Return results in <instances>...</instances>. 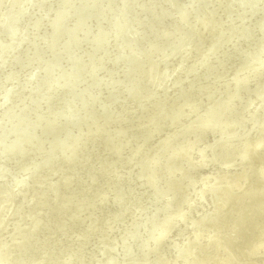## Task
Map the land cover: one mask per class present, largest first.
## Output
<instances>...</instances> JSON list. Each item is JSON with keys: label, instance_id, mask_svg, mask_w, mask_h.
<instances>
[{"label": "bare ground", "instance_id": "bare-ground-1", "mask_svg": "<svg viewBox=\"0 0 264 264\" xmlns=\"http://www.w3.org/2000/svg\"><path fill=\"white\" fill-rule=\"evenodd\" d=\"M207 1L208 0H185V3H184V7L188 8V10L191 11L190 13H186V15L188 16L190 22L193 24L192 30L198 31L199 35H197V38L202 40V42L200 44L193 45L189 50H188V46H190V43H185L184 48L182 49V52L189 55L188 59L179 58V57L177 58L178 60H174L173 58L166 59V56H165V62L164 63L162 61H161L162 63H157V61L156 62L151 61L150 55H151V53L153 54V50L156 49L157 46L162 47V46L166 45V43H164V42L169 40L171 38V36L169 37L168 36L169 34H167L166 31L163 32L164 30L160 29L159 24L156 23L157 17H159L161 15L164 16L165 14H167V11L160 10L157 13V16L153 15L152 17H149L148 13H150V14H152V13H151L150 5L148 4V0H110V2L112 4L117 5V7H118V11H117L115 18L120 20V21L118 22L117 26L114 28L119 29L118 32L120 31L122 33V35H121L122 39H120L119 41H116L115 39H113L114 35H117L116 33H114V35L101 34L100 33V32H102V31H100L101 25L99 28H94V27H93V29L90 28L89 25L91 23V19H83V20L68 19L67 25H66L67 29H65L63 31V34H64L63 37L57 42L56 45H54L52 47L51 50L48 51V49H47V52H45L44 54H41L40 61L37 65V67L33 70V74H32V77H35L37 79H38L39 74H41V73L47 74L48 68H45V70H43L41 72V66H42L43 62L45 61V59L47 57H54L56 55H60L59 64H60L62 59H63L62 62H64V60H66L68 63H70V66H69L70 68L73 64V60H71L73 58L72 55L74 53V55L76 56V53H78V52L84 53L85 56H83V54H79V55H77V59H81V60L85 59V61H89V59H90L89 57L97 55L99 57V60L102 63L105 62L107 64L106 67L107 66L110 67L111 72L114 71V68H119V70H120V67H121L119 74H117L116 70L114 71L117 74V76H119V77H117V78H115L116 76H112V77H114L116 83H118V84L122 83L123 84V88L125 90L124 92H122L123 98H121V99L123 100V102H119V100H120L119 99L118 105L116 104L117 105L116 107L112 106V105H114L113 102L116 101V99L114 97L115 101L112 98L113 102L108 103V104L110 106L116 108V110H114V108H113L114 113L119 115L120 119L119 120L116 119L118 116L115 119L119 123L122 122V124H119V125H121V126L125 125L127 127V132L124 134V138H123L124 140L128 139L132 135H133V137H135L134 135H136L138 133L136 138L135 139L133 138L134 141L136 140V144H134L135 146L133 145L134 147H132L133 151H134L135 147L137 149L135 150V152L131 151V153H133V155H131V158H128L124 162L123 167H126L125 170L127 172L121 175L124 177L123 178V179H125L124 181L130 182V184H128L126 182L125 186H127V188H125V187L124 188L128 189V192L130 194V196L127 194V198L129 196L130 197L129 199H131L133 201H129V199L128 200L126 199L124 201V204H122V206L120 205L121 206L120 208H118L119 207L118 206L117 209L115 211L113 210L114 212H112L111 215L108 214V216L109 215L110 216L106 218L105 217L106 215L104 213H102L103 208H100V206L101 207L104 206L102 204L104 202V200L100 199L97 201V203H96L97 205H95V207H97V208L94 207V205H93L94 202L92 203L91 207H93V208H91V209H95L96 211H91V212H95V213L94 214L92 213V216H88L89 219H91L92 217L94 218L97 216L98 213H100V210L102 209L101 213H102V215L103 214L105 215V216L103 215L104 218L102 217V219H101L102 223H103V220H105L106 222H109V221L113 222V223H111V222L106 223L109 225L107 227V229L101 228L102 229V235H103L102 237H104V239L107 238V240L109 242L108 241H106L107 243L102 242V245H99L100 247L102 246L101 250L97 249L98 251L96 250L95 253L90 252L91 251L90 250L89 251L90 252L89 260L86 259V256H84L85 251H83L84 246H82V245H81L82 247H80V249H79V246L77 247V249H74V247H73V249L70 248L66 252H62L64 250L61 251L60 247H59L61 254L63 256H65V258L63 257L64 260L67 259V261H64V260L62 261L58 257L59 255L57 252L59 250H56L58 248L55 249V247L53 246V242L56 241V239L54 241H52V243L50 241H47L48 244L49 243H50V245L52 244V247L56 250L55 254H57V255L53 254L52 249H47L48 247L47 248L44 247V248H46L47 251L52 250V252L50 253V252H47L46 250L45 251L47 253H50V254H48L50 258H51V254H52V256L55 255L54 257H52L53 259L58 260V258H59L58 261H60V264H67L69 262L68 260H71L70 257H73V256H74L73 259H76L79 261L78 258H80L82 260L81 255H83V257H84L83 259H85L84 260V263L86 262L85 264H94L95 261H96V264H155L158 259H159L160 264H228L230 261L227 260V256L238 254L239 258L243 257L242 254L245 255V253H244L245 250L249 248L250 243H252L254 240H260L262 242H259L257 246L252 245L251 249L257 248L256 250H258V249H261L264 247V228H260L264 223L258 222V220L256 219L257 218L256 215L252 214L250 211L251 207L247 208L246 203L240 202L238 204V206L236 208H239V211L238 210L237 211L240 213V216L238 217L237 220H235L236 223H230L233 226L235 225L233 227V229L235 231L237 230V232L239 233L240 241H241V244L243 245V247L240 250L237 249V246L234 242L233 236H231L229 238L220 236L223 239V240H220V239H217V236L215 234L212 235L213 229L205 230V229H203L204 226H201L203 221H205L206 219L211 218L213 216L212 215V216L208 217L209 214H212L213 212L215 213L217 209H220V206L224 205L221 208V213H219V216H223V218H227L228 216H230V212L233 210L232 208L234 207L233 200H236V198L244 197L243 195L247 194L250 191L258 194L260 191H263V188H262V190L258 188L260 182L257 183L256 185L252 184V182L254 180H258V179L261 182H264V158L259 157L258 160L260 162H259L258 169L252 170L251 169V167L253 166L252 156L246 150V148L247 149L264 148V78H261V76H259V74H258L261 70L260 68L264 67V55L259 56L260 62H258L259 57L258 58L256 57L257 54L264 53V42L260 46H257L255 49L249 48L246 46V44L250 46L251 44L256 42L257 39H259V37H258L259 35H258L257 38H255V39L249 38L251 40L249 43H246V42L245 43H239L238 45L233 46V43L236 40L233 41V39H231L232 34H234V33L241 34L242 32L234 29V23L236 21L230 22V19L233 16V13H231V12H226L223 14L224 15V17L222 18L223 23H218L215 21L211 22L212 27H213V30H212L211 36H210L211 40H209V39L207 40V38L205 39L206 25H204V24H206V18H205L206 15H205V13H203V9H204L203 2L206 5ZM262 1L264 2V0H262ZM122 7H124V8H122ZM143 7L148 12L146 10H143ZM136 12H139V13H138V16L134 19L133 16L135 15ZM143 16H144V20H143ZM55 17H52V18H55ZM44 18H45L44 16H42V17L39 16V20H38L39 26L42 25L41 21ZM99 18H100V23L102 24V26H105L106 24H111V22H112V20L108 19L104 15H99ZM250 18H251V21H249V25H252L253 24V21H252L253 18L252 17H250ZM200 21H202L204 24H202ZM1 22L2 21H0V26L3 24V22L2 23ZM88 27H89V31L91 32L89 35H88V31H87ZM212 27L210 29H212ZM172 28H173V25H171L170 29H172ZM127 29H131L134 32L138 33L137 38L132 43L129 42L131 40H129V39L127 40V38L123 39V37L125 36L124 30H127ZM260 30H261V26L259 28V32H260ZM262 33H264V29L262 30ZM87 37H89V38H87ZM106 38L108 39V44H109V45H107V48L104 49L100 54H93V53H95V49L97 48V47H94V45L97 44V46H99V43L106 41ZM122 46H125V48L123 50L120 49ZM128 51H130L131 53H126ZM141 52H143V61L142 62H140L137 59L138 57L136 55V53H141ZM62 56H63V58H62ZM116 56H117V59H116ZM129 60H131V61L126 64V62ZM44 64H45V62H44ZM6 67L9 68L10 65H6ZM57 67L55 69L50 68V71H49L50 74L54 73L57 70ZM94 69H95V67H90V71H92ZM245 69H248L247 72L244 71ZM186 70H189L188 77L183 76L185 74ZM159 71H161V73L158 75V78H160V81H161L160 83L157 81V74ZM89 72H88V74H89ZM111 72H110V75H111ZM242 72H245V74L243 76L240 75ZM211 73H213L214 75H211ZM167 74L170 77L169 79H166V78H165V80H164V78L161 79V77L163 75H166V77H167ZM68 76H69V79L73 80L74 82H77L79 79V76L77 73H72L70 75L69 74L66 75L59 83L62 85L67 84L66 86H68ZM256 81H259L258 84H263V85L259 86L257 88H254L249 93L247 91V94H245V90H246L245 88L250 87L247 85L251 82H254L253 84H255ZM108 82H106V83H108ZM116 83L112 84V85L114 86V85H116ZM76 85H79V84H76ZM113 86H111V87H113ZM52 87H55L54 90L55 89L60 90V89L56 88V86H54V85L45 86L42 89V93H43V91L45 93L43 94V97L40 98V100H44L45 98L49 97L50 94L55 92L52 90L53 89ZM106 88H105V90H106ZM116 88L114 87L113 89H116ZM108 89H111V88H108ZM144 89H146V91H144ZM242 89H245V90H243L245 95L243 94V92H242V94L240 93V91H242ZM62 91H63V87H62ZM112 91L113 90H111V92ZM117 91H119V90H117ZM139 91H142V93L140 95H137V93ZM195 91H197V92H195ZM50 92H52V93H50ZM115 92L116 91H114V93ZM10 93H12V91L11 92L7 91L6 93H4L5 100H6V98H8L10 96ZM38 93L40 94L41 92H38ZM119 93H120V91H119ZM110 94L111 93L109 92V95ZM41 95L42 94H40V96ZM105 95H107V94H105ZM58 96L60 97V95H58ZM122 96L120 95L117 97L120 98ZM201 96H202V100L200 101L199 98ZM17 99H19V97H16L14 100H17ZM182 99L186 100L189 103H193V104L199 103V107L194 110L195 114L191 113L194 115L193 118H199L200 117L199 123L198 122L195 123L194 121L187 119L188 118L187 117L186 120L181 122L180 125L179 124H171V125L167 124L166 127L159 128V129H162L163 131L161 132V134H159V136H158V134L156 135V133H155L154 135L156 137L154 136V138L149 137V135L152 133H149V135H147L148 133L146 135L144 134V132L146 133V131H148V129H150L153 124H155L156 120H164V119L170 120V117L166 116L167 114H170V116H171V114H173V116H175V115L177 116V115L181 114V116H183L182 113L186 112V108L188 107L187 105H189L187 103H186V105H179L177 107L170 105L168 108L171 109L172 111L167 112V106L171 102L178 103V102H181ZM56 100H57V98H56ZM56 100L51 104V106L48 105L46 107L47 109H46V112L44 114H46L48 116L50 113L53 114L57 110L58 106L53 107V105L58 104L56 102ZM51 102H52V99H51ZM241 102H243V106H244V103L247 106L245 108L242 106L241 109H243V110L238 109L240 112L238 114H236L235 116H229L227 114L228 110H230V109L233 110L232 109L233 106L238 104V103H241ZM181 103H183V102H181ZM38 104L42 105V103H36L35 106H37ZM108 104L105 105V107L108 111H110L111 109L110 110L108 109L109 108ZM1 107H2V103H0V108ZM49 107H50V109H49ZM60 108H62V107H60ZM142 109H143V111H142ZM149 109H152L153 111L155 110V112L153 113V115L155 117L152 118L150 115L148 118L143 120V118L147 115L146 111H144V110H149ZM1 110H0V115H1L0 119H1V122L3 123V127H4L3 132L4 133L2 135V140L0 141V163H5L6 161H10L13 165H16L17 162L15 161V157L21 156L23 154V151H25L29 145L34 146V144H35V146H37L39 148L40 147L45 148V147L49 146V150H51V152H49L48 155H50L51 158L53 157V155H56L57 160H58L57 163L53 162V161H51V162H53L54 165L57 164V166H55L56 169L57 168L60 169V167H58V165H59V163L61 164V162L64 161L63 160L64 157L62 155V152H63L62 146L64 145L66 148H68L69 151H71V146H70V143L67 144L65 142L66 141L65 138L62 139L63 136L56 137L54 131H52V124L56 123L55 118L50 114L52 120L48 119V120H45L43 122L42 118L40 117L41 115H39L38 113L35 115L34 118L32 117L31 120H28L29 115H27V113H21V115L19 117L14 118L13 115L10 113H8V115H3ZM12 110H14V109H12ZM139 113L140 114L143 113L144 116L141 117L139 120L137 119L138 121L135 119L134 122L133 121L131 122V118H132V120H133V117L137 118V116H139ZM110 115H109V117H110ZM98 117H100V115ZM92 118H91V121L95 122L96 120H94V118L93 119ZM104 118H106V117H104ZM112 118L113 117L111 116V119ZM68 119H70V118L65 117L63 120L66 123ZM100 119H101V117H100ZM100 119H99L98 124H99V126L101 125L103 127V129L101 127H99L102 130L101 129H100L101 131L98 130L99 132L95 133V135L93 137H91L92 143H94V145H95V143L98 144V142H95V141L99 140L100 137L103 136L102 137L103 139H100V140L101 141L104 140V134H106L108 132L107 123L104 125L102 123L100 124ZM15 120H17V121H15ZM21 120H24V121L20 122ZM83 120L85 121V119H83ZM105 120L107 121V119H105ZM207 122H209L210 124H208ZM85 123H86V121H85ZM103 123H105V121ZM14 124H17V126H14ZM83 124L84 123H82V126H83ZM88 124L90 125V123H88ZM94 124L95 123H93V125ZM127 124H129V125H127ZM208 125H211V126L208 127ZM230 125L239 126L241 130L242 129L245 130L246 128H249V127H251V128L255 127L253 129V131L251 132L254 134H252L251 136H249L247 134L244 137L246 142H243L242 140L239 141L240 143L242 142L244 149H241V147L237 148L236 150L234 148L233 149L231 148L232 146H236V143H238V141H236L235 143L228 142L227 139H224L222 141L223 138L231 137V135H229V134H227L225 136H221L222 133H220L222 131H226ZM0 126H2V124ZM36 126H41L37 130L35 129L37 137H35L31 133V131L33 130V127L35 128ZM97 126H98L97 124L94 125V127H97ZM89 127L86 130H92V128H94L93 126L91 128H89ZM80 128H81V126H80ZM83 128H84V126H83ZM257 130H258V132H257ZM94 132H95V130H94ZM131 132H132V134L128 135ZM206 132H207V136H209V134H210L211 138L206 140V141L203 140L201 143L202 145L199 146V148L195 147V150L193 152H190L188 150L186 152V149L182 148V147L178 148L179 145L188 146V145L192 144L193 141L198 143L197 141L201 140L204 133H206ZM20 134H22V136L24 134H27L29 137L28 138L29 140H27V142L23 143V140H22L23 138L22 139L19 138ZM90 135H82L81 136L83 148H84V144L87 143L85 141L87 140V138ZM59 136H60V134H59ZM97 136H99V138ZM204 136L206 137V135H204ZM25 137H26V135H25ZM44 137H45V141L43 143L42 139H44ZM72 137H74V136L72 135ZM205 137H204V139H206ZM142 138H143V140H142ZM157 138H160V141L158 143H154L153 140H156ZM130 139H132V138H130ZM20 140L22 142H20ZM100 140H99V143L101 144ZM141 140L143 141L142 144L140 143V142H142ZM56 141L60 142L59 146L55 145ZM67 141L69 142V140H67ZM41 142L43 144H41ZM90 142H91V140H90ZM102 143H103V141H102ZM100 144H99V146H100ZM104 144H105V142H104ZM218 144H221V146L219 147L220 150L217 151L216 146ZM90 145H91V143H90ZM94 145H92V146H94ZM92 146H89L90 150H91V148H93ZM99 146H95L93 149H95L96 147L100 148ZM86 148L87 147L85 145V149ZM89 149H88V151H89ZM205 149L208 150V152H206V154H207V158L209 160L206 159L203 161L200 159L202 158L203 150H205ZM84 150L82 149V151H84ZM233 150L235 151V153H230V152H233ZM86 151H85V153H86ZM92 151H94V150H91V152ZM98 151H99V149H98ZM220 151L223 152V154L221 153V156L218 155V152H220ZM216 152H217V154H216ZM81 153H83V152H81ZM95 153H97V151H95ZM82 155L84 156V159H82L83 157H81V160H86L85 154H82ZM82 155H80V156H82ZM87 155H86V158H87ZM93 155H95V154H93ZM96 155L97 156H96V159H94L95 160L94 165H92V161H91V164H89V165L86 162V164H87L86 166H90V165H92V166L88 167L84 171H81V170L79 172L76 171V173L78 174L79 181L81 182L80 178L83 179V182H81V183H83V185H84L82 187H80L79 185L78 186L80 187L81 191H84V193L86 192L87 195H89V193L87 191L92 189V187H94L95 184H97V182L99 183V181H101L102 179H104L106 181V178H107L106 176H104L106 178L101 176V177H96L95 180H92L91 176L93 174L90 171L88 172V169H91V171H92L94 168H99L97 175L99 173L101 174V172L103 170L106 171V169L104 167L105 159L104 160L98 159L97 157L99 156V154H96ZM100 155L102 156V154H100ZM175 156H178V157L180 156L179 160L180 161L183 160L185 162L184 164L187 165L186 167H184V166H182L183 164L182 165L180 164L184 169H181L182 168L181 167L180 168L181 171H179V172L180 173H182V172L187 173V176L185 175L186 178L184 181L179 180V179H182L183 177L182 178L177 177V175L180 174L179 172H178L179 174L176 172L177 170H174L175 173H177V175L176 176L172 175L171 161L175 160V159H173V158H175ZM36 158H41V156L36 157ZM88 158H89V155H88ZM105 158H107V157H105ZM220 158H225L226 160H224V159L222 160ZM54 159H55V156H54ZM54 159H52V160H54ZM91 159H93V158H91ZM176 160L179 161L178 159H176ZM199 160L203 161V163L205 165L204 164L200 165L199 169L197 171H195L194 169H192L191 164H193L194 162L195 163L199 162ZM242 160L244 161L243 164H241ZM81 162H83V161H81ZM53 163L51 164L52 166H53ZM88 163H89V161H88ZM181 163H183V162H181ZM81 164H83V163H81ZM231 164H233V165H231ZM244 164H247L249 166V168L242 167ZM177 165H178V163H177ZM180 165H178V166H180ZM231 166H234L236 168L231 167ZM8 167L11 169V166H8ZM76 167H77V165H76ZM175 167H173V168H175ZM80 168H82V167H80ZM100 168H101V170H100ZM203 168H205L207 170L204 169L205 171H203L202 170ZM76 169H78V167ZM161 169L163 170V174L165 175L162 178H160V175L158 174V172ZM230 169L232 171L235 170L232 173L236 174L235 176H237L239 178V180H238L239 182H236L235 186H233L234 189L228 192V195L226 196L227 198L225 201L222 199V198H224L223 196L221 197L217 193L216 190L214 191V185L215 184H217V186H220L221 184H227L228 185V183L231 182L232 180H233L232 182H234V178H231L227 182V180H228L227 176L229 175V173L231 174ZM8 170L9 169L7 168V166L6 167L5 166L0 167V185L1 186H4L5 184H7V181L4 182V178L8 172H11L10 170L9 171ZM51 170H52V172L55 170L54 166H53V169L51 168ZM58 172H56L57 176L54 174V172L52 173L55 176H54L52 182H50V183L48 182L49 185L46 184L49 179L47 181H46V179H44L45 180L44 181L45 186H48L47 189L49 191L48 195L50 196V199H52L51 197H53V195H52L53 193L50 191L55 190V189H60L62 191V189H64L63 185H62V180H61L62 177L60 178V175H62V173L59 172L61 174H57ZM204 172H206V173H204ZM16 173H18V172H16ZM14 174H15V172H14ZM104 175H107V174L105 173ZM149 175H151L154 180H156L157 177H159V179L161 181L160 192L159 193L154 192L152 194L153 196L158 195L157 200L159 199V201L156 204L157 206L154 207L153 209L148 210V213L146 215L148 217V222H149L148 223V232L151 230L150 233L148 234L149 236L143 240V233H142L141 236L136 239L135 238V231H133V230H136V231L141 230L138 223H140V221L143 222V215L145 213L142 210L147 208L149 205V202H147L146 205L141 203V200H147L148 201L149 189H148V181L146 180V178H148ZM46 176H49V175H46ZM121 176H119V177H121ZM15 178H17V177H15ZM110 178H112V177L110 176L109 179ZM75 179H76V177H75ZM213 180H214V185H213ZM75 181H78V180L76 179ZM115 181L118 182L117 179ZM124 181H122V182H124ZM199 181L201 184L199 183ZM108 182L111 183L110 180ZM119 182H120V180H119ZM197 183H199V185ZM108 184L109 183H107V185ZM122 185L124 186V184H122ZM197 185H198V187H196ZM72 186L75 188L74 184ZM254 186H255V188H254ZM18 187L19 186H14V187H12V189L10 191V192H12L11 196L13 197V202L9 205V207L7 209L0 211V238H1L0 240L4 239L3 238L4 235H9L8 233L19 232L23 229L31 230L29 228L31 226L33 227V224L36 220V217H33V219H32L29 215L27 218H24L21 215V206L26 205L29 202V200L23 198L22 194L25 193L24 189L18 188ZM77 189L79 190V188H77ZM109 189H111V187ZM167 189H170V191H165ZM60 190H59V192H60ZM221 190H222V188H220V191ZM137 191L140 192L141 194H138L135 196V193ZM57 193H58V191H57ZM65 193H66V191H65ZM73 193H75V192H73ZM81 193H83V192H81ZM19 194H20V197L17 198V196ZM58 194H60V193H58ZM251 194H249V195H251ZM54 195H55V193H54ZM56 195L54 197H56ZM68 195H65V196H68ZM82 195H84V194H82ZM169 195H172V196L167 198L170 200L163 202L162 201V200H164L163 198L166 196H169ZM232 195H236V196H232ZM146 196H147V199H146ZM62 197H63V195H62ZM214 197H216L217 200H214ZM60 198L61 197H59V199ZM229 198H230V200H229ZM73 199H74V197H73ZM73 199H71V200H73ZM17 200H21V202L18 203ZM61 200L62 199H60V201ZM134 200H135V202H134ZM8 201H10V200H8ZM60 201H58L60 203V204H58V206L62 205L61 204L62 201L61 202ZM68 201L71 202L70 199H68ZM160 201H161V203H160ZM219 201H221L223 204L220 205ZM76 202H78V201H76ZM79 202H82L83 204L81 203L82 205L76 206V207L75 206L73 207L72 205L67 204L68 207H69V205L73 207L72 210H70V211H68V210L71 207L68 209L67 206L66 207L64 205L59 206V207H61V208H59L61 210H59V209H57V210H59V212L61 211L60 212L61 214H59V212H58V214H59L58 216H60V217L58 220H57V218L54 219V220H56L55 223H61V220L63 219L62 215H65V214L69 215V217H70L69 222H72L74 224L80 223L81 221H86L88 219L87 216H82V214H81L82 212H80V211H82L81 209H83V208L86 211V209H89V207L86 208L87 204L84 202V200L80 199ZM128 202L132 203L131 204V205H133L131 207L132 209H130V207L127 206L129 204ZM66 203H68V202H66ZM74 203H75V201H74ZM261 203H264V202H261ZM52 204L50 205L51 207H52ZM104 204H105V202H104ZM141 204L143 205V207L142 208L140 207V210H139V208H136V207L133 208L134 206H139V205L141 206ZM74 205H76V203ZM58 206L56 204V207H58ZM105 206H106V204H105ZM127 207H129V208H127ZM48 208H50V207H48ZM190 208H191V210L188 212V214L190 216H187L185 211L189 210ZM263 208H264V205L262 208L259 206L256 209L262 211ZM47 209H46V212H44L46 214H48ZM52 209H54V207ZM52 209L50 210L51 212L56 211V210L52 211ZM146 210L147 209H145V211ZM43 211H45V210H43ZM97 211H99V212H97ZM105 211L107 213V211H109V210H105ZM164 211L169 212L168 217L163 216ZM176 211L179 213H177ZM51 212H49V213H51ZM56 212L54 214H57ZM84 213H86V212H84ZM101 213H100V216H102ZM154 213L157 214V218L160 222L158 220H157L158 223H155V222L152 223L151 222V218L153 217ZM87 215H89V214H87ZM177 215H179V216H177ZM132 216H135V218L132 219ZM43 217H45V216L42 215L41 218H43ZM49 217L50 216H48V218ZM181 217H182V221H181L182 223H180ZM187 217H189L188 221L191 223H184V220ZM89 219L87 220L85 225L82 224L84 226V228L82 227V229H85L84 231L86 232V234L88 232L90 233L94 229V228L88 227V222L90 221ZM115 219H118L119 223H118V221H117V223H114ZM99 220H100V218H99ZM99 220H97L98 223H99ZM262 221H264V219H262ZM53 223H54V221H53ZM72 223L70 225L71 228H72ZM241 223H243L244 226L240 228ZM96 224H97V222H96ZM212 224H213V227L217 226V224H215V223H212ZM51 225H49V228L51 227ZM77 225L79 226V224H77ZM142 225H143V223H142ZM221 225H223V223H221ZM46 226H47V223H45V227ZM55 227L56 226H54V230H55ZM76 227L77 226H75V228ZM96 227H98V226H96ZM60 228H62V227H60ZM79 228H81V226ZM188 228H189V230L185 231V229H188ZM44 229H47V227ZM73 229H74V227H73ZM76 229H78V227ZM248 229H250V230H248ZM52 230H53V228H52ZM52 230L50 229V232ZM41 231H43V230H41ZM47 231H49V229ZM67 231H65V232H67ZM76 231H74V232H76ZM93 231H95V229ZM61 232L62 231L60 230L59 235L62 236L63 234H61ZM178 232H180V233L186 232L187 234L183 233V235L179 236ZM189 232H192L193 234L190 236ZM42 233L45 235L44 231ZM53 233L54 232L52 231L51 235ZM56 233H57V230H56ZM79 233H80V235L77 234L75 236V237H77V240L80 238H83V237H80V236H83L82 230L81 231L79 230ZM94 234H96V232ZM41 235L37 234L34 237H29L24 241H19L20 238L15 239L16 242L19 241V243L20 244L22 243L24 246V248H22L23 251L21 252V254H23L24 251L27 252V253L25 252L24 257H22L23 259H25V256H27L26 262H24L20 259H16L15 257H14L15 259H9V255H7V251H8L7 247L3 246L0 250V264H13V263H16L17 260H20L24 263H30V264L33 263L34 261L30 260V258L33 255L35 257V253L37 252V250L34 247L37 244V242L39 243V240L43 241V239H44V242L47 243L46 240L47 239L49 240V238L51 237V235H48V237L46 235L45 238H44V236H42L43 238L42 237L40 238ZM67 235H66V237L70 236V235H68V236ZM57 236L58 235H56V237ZM169 236H170V241H167ZM64 237H61V238H64ZM70 237H72V236H70ZM75 237H72V238L74 239ZM84 237H87V236L85 235ZM91 237H89L90 239L87 237L89 239V241H87V242H90V240L94 241V239H91ZM57 238L60 239L59 237H57ZM99 238H100V236H99ZM58 239L56 242H58ZM68 239H66V240H68ZM83 239H85V238H83ZM210 240L212 242H214L218 248L221 247L223 249L222 254L220 256H217V258H215V259L212 258L211 256H208L210 248H212V246H213L209 243ZM73 241H72V244H73ZM79 241H78V243L82 244V242H81L82 240H79ZM236 241L238 244L239 243V237H238V240H236ZM62 242H64V241H62ZM62 242H59V243L61 244ZM69 242H70V240H69ZM69 242H67L68 246H66V249H67V247H69ZM84 242H86V241H84ZM94 242H96V241H94ZM45 243L43 246L46 245ZM78 243H74V245L78 244ZM90 243H89V245H91ZM55 244H57V243H55ZM64 244H65V242H64ZM83 244L85 245V243H83ZM153 244H156V246H155V249L157 247L156 250H150L152 248ZM38 245H40V244H38ZM78 245H80V244H78ZM89 245H87V247ZM97 245H96V247H97ZM108 246H110V247H108ZM174 246H178L179 250H176V251L173 250L172 247H174ZM40 247L41 246H39L37 248H40ZM42 247H41V251H40V249H38L37 254L40 252L43 254H41L40 256L38 255L39 258L37 259V257H36V259L33 258V260L35 259V262H37L38 264H47V263L49 264L50 261L48 262L46 260L48 257H47V254L45 256L44 250L42 251V249H44V248H42ZM56 247H58V246H56ZM162 247L168 248L169 251L167 249L165 250V248L163 249ZM16 248H17V246H16ZM33 248L36 250V252L33 255H31V252H33L32 251ZM75 248H76V246H75ZM85 249H87V248H85ZM110 249H112V250L118 249L114 253L115 257L117 256L118 259L120 257V260H125V262H122L120 260L118 261L116 259L117 262L112 263V261H114L113 257H111L110 260L106 261L105 260L106 255L103 258H101L100 260H99V258L98 259L95 258L96 255L108 253V251ZM17 250H18V248H17ZM92 250H94V249H92ZM153 251L156 252L155 256H153L151 254ZM18 253H19L18 255L21 256L19 251H18ZM117 253H118V255H117ZM16 254H14V255H16ZM61 254H60V256H61ZM10 256H12V254ZM44 256L47 258L44 259ZM257 256L258 257L256 259L259 260L260 263H255V264H264V259H262V260L260 259L262 254L260 252H258ZM143 257H146V261L144 263H143V261L139 262L137 260L138 258L143 259ZM50 258H48V260ZM43 260L44 261L46 260L47 263L44 262ZM58 261L56 263H58ZM52 262H54V261H52ZM75 262H74V264H76ZM56 263L54 262V264H56ZM69 263H72V260ZM78 263H80V262H78Z\"/></svg>", "mask_w": 264, "mask_h": 264}, {"label": "rangeland", "instance_id": "rangeland-1", "mask_svg": "<svg viewBox=\"0 0 264 264\" xmlns=\"http://www.w3.org/2000/svg\"><path fill=\"white\" fill-rule=\"evenodd\" d=\"M184 3H185V0H148V4L150 5L151 13H152V14L148 13L149 17H152L153 15L157 16V13L160 10L167 11V14H165L164 16L161 15V16L157 17L156 23L159 24L160 29L164 30L163 32L166 31V33L169 34L168 36L169 37L171 36V38L169 40L164 42V43H166V45H164L162 47L157 46V48L153 50V54L151 53V55H150V59L152 62L157 61V63H162V62L164 63L165 62V56H166V59L173 58L174 60H178L177 59L178 57L188 59L189 55L182 52V49L184 48L185 43H190V46H188V50H189L193 45H198L202 42V40L197 38V35H199L198 31L192 30L193 24L190 22L188 16L186 15V13H190L191 11L188 10V8L184 7ZM203 6H204L203 13H205V15H206V17H205L206 18V24H204L202 21H200V22L202 24L206 25L205 39L207 38V40L208 39L211 40L210 36H211V32L213 30L211 22L215 21L218 23H223V20H222V18L224 17L223 14L226 12H231V13H233V16L231 17L230 22L236 21L234 23V29L242 32L241 34H236V33L232 34L231 39H233V41L236 40L233 43V46L238 45L239 43H245V42L249 43L251 41L250 39H255V38H257L258 35H259L258 36L259 39H257L256 42H254L250 46L246 44V46L249 48L255 49L257 46H260L264 42V33H262V30L264 29V25H263L264 24V2L262 0H208L206 5L203 2ZM122 8H124V7H122ZM143 10H146V9L143 7ZM117 11H118L117 5L112 4L110 2V0H0V21L3 22V24L0 26V103H2V107L0 108V110L2 109L1 111H2L3 115H8V113H10L13 115L14 118L19 117L21 115V113H27V115H29L28 120H31L32 117L34 118L35 115L38 113L39 115H41L40 117L42 118L43 122L45 120H48V119L52 120V118H51V115H52L55 118V122H56L55 124H52V131H54L56 137L63 136L62 139L65 138L66 141L65 140L64 141L67 144L70 143V146H71V151H69L68 148H66L64 145L62 146V151H63L62 155L64 157V159H63L64 161L61 162V164L59 163L58 167H60V169L59 168L56 169L55 166H57V164L54 165V163H53V162H56V163L58 162L57 156L53 155V157L51 158L50 155H48L49 152H51V150H49V146H47L45 148H42V147L39 148V147L35 146V144H34V146L29 145L26 148V150L23 151V154L21 156L15 157V161L17 162L16 165H13L10 161H6L5 163H0V167H3V166L6 167L7 166V168L11 171V172H8L4 178V182L7 181V184H5L4 186L0 185V211L7 209L9 207V205L13 202V197L11 196L12 192H10L12 187L19 186L18 188H23L25 191V193L22 194L23 198L29 200V202L26 205L21 206V215L24 218H27L29 215L32 219H33V217H36V220L33 224V227L31 226L29 228L31 230L23 229L19 232L8 233L9 235H4L5 236V237L3 236L4 239L0 240V250L3 246H6L7 250H8L7 255H9V259H15L16 258V259H20V260L26 262L27 256H25V259L22 258V257H24V254L26 251H24V253L21 254V252L23 251L22 248H24V246L22 243L20 244L19 241H24L27 238L34 237L37 234H40V235L42 234L40 236V238L42 236H44V238H45L46 235H47V237H48V235H51V233L53 231L54 232L52 234L53 236L51 235L49 240L47 239L46 242L50 241L52 243V241H54L55 239L57 241V239H58L57 237H59L60 239H58V242H56V241L53 242V246L55 247V249L58 248L56 250H59V247H60L61 251L64 250L62 252H66L70 248L73 249V247H74V249H77V247L79 246V249H80V247L84 246L83 251L86 252V253L84 252V256H86V259L89 260L90 252L95 253L97 249L101 250L102 246L100 247L99 245H102V242L108 241L107 238L104 239V237H102L103 235H102V229L101 228L107 229V227L109 225L106 223H110L111 221L106 222L105 220H103V223H102V220H101L102 217L104 218L105 215H106L105 216L106 218L109 217L111 215V213L117 209L118 206H119L118 208H120L122 206V204H124V201L126 199L128 200L130 198L129 197L130 194L128 192V189H125V188H127V186H125V183L127 182L128 184H130V182L124 181L125 179H123L124 177L121 175L127 172L125 170L126 167H123L124 162L128 158H131V155H133V153H131V151L135 152V150L137 149L135 147L134 151H133L132 147H134L135 146L134 144H136V140L134 141V139L136 138L138 133L137 134L135 133L136 134V135H134L135 137H133V135H132L128 139L124 140L123 138H124V134L127 132V127L125 125H123V126L119 125V124H122V122L119 123L118 121H116V119L119 120L120 118H119V115L114 113V110H116V108L112 107V106L116 107L118 105L119 99H120L119 102H123V100L121 99V98H123L122 92L125 91L123 88V84L122 83H119V84L116 83L114 77H112V76H116L115 78L119 77V76H117V74H119L121 67H120V70H119V68H114V71L116 70V72H117V74H116L114 71L111 72L110 67L109 66L106 67L107 64L105 62L102 63L99 60V57L97 55L89 57L90 58L89 61H85V59L84 60L77 59V55H79V54H83V56H85L84 53L78 52V53H76V56L74 55V53L72 55L73 58L71 60H73V64H72L71 68L69 67L70 63H68L66 60H64V62H62L63 61V59H62L60 64H59L60 55H56L54 57H47L44 61L45 64L43 62L42 66H41V72L43 70H45V68H48L47 74H43V73L39 74L38 79L35 77H32L33 70L37 67V65L40 61L41 54H44L45 52H47V49H48V51L51 50L52 47L54 45H56L57 42L63 37V35H64L63 31L65 29H67L66 25H67L68 19H80V20L91 19V23L89 25L90 28H92V29H93V27L99 28L101 25L102 28L100 27V31H102V32L99 31L101 34L114 35V33H116L117 35H114L113 39H115L116 41H119L120 39H122V37H121L122 33L120 31L118 32L119 29L114 28L117 26L118 22L120 21V20L115 18ZM138 13L139 12L135 13V15L133 16L134 19L138 16ZM99 15H104L108 19L112 20L111 24H106L105 26H102V24L100 23ZM39 16L45 17L41 21L42 22L41 26L38 25L39 24L38 23ZM52 17H55V18H52ZM250 17L253 18L252 19V21H253L252 25H249V21H251ZM143 20H144V16H143ZM171 25H173L172 29H170ZM260 26H261V30L259 32ZM89 27L87 29L88 35L91 33L89 31ZM211 27H212V29H210ZM124 31H125L124 32L125 36L123 37V39L127 38V40L128 39L131 40V41H129L131 43L138 36V33L134 32L131 29H127ZM87 38H89V37H87ZM107 45H109V44H108V39L106 38V41L100 42L99 46H97V44L94 45V47H97V48L95 49V53H93V54H100L104 49L107 48ZM124 48H125V46H122L120 49L123 50ZM126 53H131V52L128 51ZM136 55L138 57L137 59L140 62H142L143 61V52L136 53ZM261 55H264V53H259L256 55V57L258 58ZM62 58H63V56H62ZM116 59H117V56H116ZM259 59H260V57L258 58V62H260ZM130 61L131 60L127 61L126 64L129 63ZM6 65H10V67L7 68ZM56 67H57V70L54 73L50 74V72H49L50 68L55 69ZM90 67H95V69L90 71ZM260 69L261 70L258 74H259V76H261V78H264V67H262ZM247 70L248 69H245L244 71L247 72ZM88 72H89V74H88ZM110 72H111V75H110ZM245 72H242L240 75L243 76L245 74ZM72 73L78 74L79 79L77 82H74L73 80L69 79V76H68V86H66L67 84L62 85L59 83L66 75H68V74L70 75ZM160 73H161V71H159L157 74V81L159 83L161 82L160 78H158V75ZM188 73H189V70H186V72L183 76L188 77ZM211 75H214V74L211 73ZM162 78H164V80H165V78L169 79L170 77L167 74V77H166V75H163L161 77V79ZM106 82H108V83H106ZM258 82L259 81H256L255 84H253L254 82L249 83L247 86H250V87L246 86L247 87V88H245L246 90L242 89V91H240V93L242 94V92H243V94H244L243 90H245V94H247V91L249 93L254 88H257V87L263 85V84H258ZM115 83H116V85L113 86L112 84H115ZM76 84H79V85H76ZM50 85L56 86V88L60 89L61 91L57 90V89L54 90L55 87H52L53 88L52 90L55 92L54 93H52L53 91L50 92L52 94L49 93L50 94L49 97L45 98L44 100H40V98L43 97V94L45 93L44 91L42 93V89L45 86H50ZM111 86H113V87H111ZM62 87H63V91H62ZM114 87L115 88L117 87V88L113 89ZM105 88H106V90H105ZM108 88H111V89H108ZM111 90H113L112 91L113 93L111 92ZM117 90H119L120 93ZM7 91H10V92L12 91V93H10V96L8 98H6V100H5L4 93H6ZM114 91H116V92L114 93ZM144 91H146V89H144ZM38 92H41L40 94H42V95L40 96V94ZM109 92L111 93L110 95H109ZM195 92H197V91H195ZM141 93H142V91H139L137 93V95H140ZM105 94H107L109 97ZM119 94L122 97H120V98L117 97V96H120ZM58 95H60V97ZM16 97H19V99L14 100ZM114 97H115L116 101L114 100ZM56 98H57V100H56ZM112 98L115 102H113ZM51 99H52V102H51ZM55 100L59 105L55 104V105H53V107L58 106V108L53 114L50 113L51 115L49 114L47 116L46 114H44L46 112V109H47L46 107L48 105L51 106V104ZM199 100L200 101L202 100V96L199 98ZM111 102H113L114 105H112L113 103L111 104L112 106H110L108 104ZM181 102H183L184 104ZM181 102H178V103L171 102L167 106V112L172 111L171 109L168 108L170 105L177 107L179 105H186V103H187L189 105H187L188 107L186 108V112L182 113L183 116H181V114H179L177 116L176 115L173 116V114H171V116H170V114H167L166 116H169L170 120L169 119L168 120H166V119L156 120L155 124H153L152 127L150 129H148V131H146V133L144 132V134L146 135L148 133L147 135H149V133H152L149 135V137L154 138L155 133H156V135L158 134V136H159V134H161V132L163 131L162 129H159V128L166 127L167 124L168 125H171V124H179L180 125L181 122L185 121L187 117H188L187 119L192 120L195 123H197V122L199 123L200 117L199 118H193V116H194L193 114H195L194 110L199 107V103L193 104V103H189L183 99L181 100ZM36 103H42V105L38 104L37 106H35ZM107 104L109 105L108 109L109 110L111 109L110 111H108L105 107V105H107ZM59 106L62 108H60ZM242 106H243V102L234 105L233 108L231 107L233 110H231V109L228 110L227 114L229 116H235L236 114H238L240 112L239 110H243V109H241ZM246 106L247 105L244 103L243 107L245 108ZM113 108H114V110H113ZM12 109H14V110H12ZM49 109H50V107H49ZM142 111H143V109H142ZM144 111H146L147 115L143 118V120L148 118L150 115L152 118L155 117L153 115L155 110L153 111L152 109H149V110H144ZM191 113H193V114H191ZM142 114L143 113H141V114L139 113V116H137V118L133 117V120L131 118V122L132 121L134 122L135 119L139 120L141 117L144 116V114L143 115ZM99 115H100L101 119H100V117H98ZM109 115H110V117H109ZM111 116L113 117L112 119H111ZM0 117H1V115H0ZM65 117L70 118L67 120L66 123L63 120ZM92 117L94 118V120H96L95 122L91 121ZM104 117H106V118H104ZM83 119H85L87 124L85 123V121ZM99 119H100V124L102 123L104 125L107 123L108 132L106 134H104V140H102L103 143L100 140V139H103L102 138L103 136L100 138H99V136H97L102 145L99 143V140H96L95 142H98V144L95 143V145H94V143H92L91 137H93L95 135V133H98L99 131H101L103 129V127L101 125L99 126V124H98ZM105 119H107V121ZM15 121H17V120H15ZM23 121L24 120H21L20 122H23ZM104 121H105V123H103ZM82 123H84L83 124L84 128L82 126ZM88 123H90V125ZM93 123L97 124L98 126L94 127L95 124L93 125ZM207 123L210 124L209 122H207ZM1 124H2V126H0V141L2 140V135L4 133L3 132V128H4L3 123L1 122V119H0V125ZM127 125H129V124H127ZM14 126H17V124H14ZM80 126H81V128H80ZM92 126L94 127V128H92L93 131L92 130H86V129H88V127L91 128ZM210 126L211 125H208V127H210ZM40 127L41 126H36L35 128L33 127V130L31 131V133L35 137H37L36 130ZM99 127H101L102 129ZM254 128L249 127V128H246L245 130L244 129L241 130L239 126L230 125L226 131H222L220 133H222L221 136H225V135L229 134V135H231V137L223 138L222 141L224 139H227L228 142H231V143H235L236 141H238V143H236V146H232L231 148L232 149L234 148L236 150L237 148L241 147V149H244L242 142L240 143L239 141L242 140L243 142H246L244 137L247 134L249 136L254 134V133H251ZM94 130H95V132H94ZM258 130H257V132H258ZM58 133L60 134V136ZM71 134L74 137H72ZM131 134H132V132L128 135H131ZM25 135H26V137H25ZM82 135H90L89 136L90 138L89 137L87 138L88 141L87 140L85 141L87 143L84 144V148L82 147V139H81ZM204 135H206V137ZM204 135H203L201 140L197 141L198 143L193 141V143L188 145V146L179 145L178 148L182 147V148L186 149V152H187V150L190 152H193L195 150V147L199 148V146L202 145L201 143L203 140L206 141V140L211 138L210 134H209V136H207V132L204 133ZM204 137L206 139H204ZM19 138H21V139L23 138L22 139L23 143H25V142H27V140H29L28 139L29 137L27 134H24L23 136H22V134H20ZM130 138H132V139L134 138V139L132 140ZM89 139L91 140V142ZM67 140H69V142ZM142 140H143V138H142ZM42 141L44 143L45 137H44V139H42ZM159 141H160V138L153 140L154 143H158ZM20 142H22V141L20 140ZM104 142H105V144H104ZM43 143L41 142V144H43ZM90 143H91V145H90ZM140 143L142 144L143 141ZM99 144H100V146H99ZM55 145L59 146L60 142L56 141ZM85 145L87 147L86 149H85ZM92 145H94V146H92ZM218 145L216 146L217 151L220 150L219 147L221 146V144H218ZM89 146H92L93 148L95 146H99L101 149L98 147H96L95 149L91 148V150H94L91 152V150L89 149ZM97 148L99 149V151L101 153L98 151ZM82 149L83 150L85 149V150L82 151ZM88 149H89V151H88ZM246 150L252 156L253 166L251 167V169L257 170L259 167V162H260L258 160V158L259 157L264 158V148H260V149H255V148L247 149L246 148ZM80 151L83 153H81ZM85 151H86V153H85ZM95 151H97V153H95ZM206 152H208V150H206V149L203 150L202 158L200 160L204 161V160L208 159ZM221 153L223 154L222 151L218 152V155L221 156ZM230 153H235V151L233 150V152H230ZM82 154H85L86 160H81V157H83L82 159H84V156ZM87 154L89 155V158H88ZM93 154H95V155H93ZM96 154H99V156L97 157L98 159H103V160L105 159L104 167H105L107 172L103 170L104 172L103 171H102L103 173L101 172L102 175L100 173H99L100 175L99 174L97 175L99 168H94L92 171H91V169H88V172L89 171L92 172V174H93L91 176L92 180H95L96 177H101V176H103V177L106 176L107 178L104 177V178H106V181L104 179H102L101 181H99V183L97 182V184H95V186L89 190L90 192L87 191L89 193V195H87L86 192L84 193V191H81V189H80V187L84 186L83 183H81V182H83V179L80 178L81 182L79 181L78 174L76 173V171L77 172H79L80 170L84 171L88 167H91L92 165H94L95 164L94 159H96V156H97ZM100 154H102V156ZM216 154H217V152H216ZM80 155H82V156H80ZM86 155H87V158H86ZM39 156H41V158H36ZM54 156H55V159H54ZM105 157H107V158H105ZM91 158H93V159H91ZM52 159H54V160H52ZM173 159L179 160L180 156L179 157L175 156V158H173ZM220 159L226 160L225 158H220ZM175 160L171 161V164H172V170L171 171H172V175H174V176H176L177 173L179 171H181V169H184L182 166H184V167L187 166L184 164L185 162L183 160H181V161L180 160L175 161ZM200 160H199V162H196V163L194 162L193 164H191L192 169H194L195 171H197L199 169L200 165L204 164L203 161H200ZM51 161H53V162H51ZM81 161H83V162H81ZM88 161H89V163H88ZM91 161H92V165L86 166L87 164L88 165L91 164ZM80 162L83 164H81ZM86 162H87V164H86ZM181 162H183V163H181ZM52 163H53V166L55 169L53 171L54 174L56 175V172H58V171L62 173V175H60V178L62 177L61 180H62V185H63L64 189H62V191L60 189H55V190L50 191L53 193L52 194L53 197H51L52 199H50V196L48 195L49 191L47 189L48 186H45V184H44L45 180L44 179H46V181L48 179L50 180V181L49 180L47 181V183H46L47 185H49L48 182L49 183L52 182V180L55 176L52 174L53 172L51 170V168L53 169V166L51 165ZM177 163H178V165H180V164L181 165L183 164V165L178 166ZM243 163H244V161L242 160L241 164H243ZM76 165H77L78 169H76L77 168ZM231 165H233V164H231ZM8 166H11V169ZM79 166L82 167L83 169L80 168ZM175 166L176 167L178 166V167L176 168ZM173 167H175V168H173ZM231 167H234V166H231ZM242 167L249 168V166L247 164H244ZM234 168H236V167H234ZM204 169L205 168H203L202 170L203 171L207 170V169H205V170ZM100 170H101V168H100ZM174 170H177L176 171L177 173H175ZM230 171H231V174L229 173V175L227 176V178H228L227 182L231 178H234V182H232L233 181L232 180L231 182L228 183V185L227 184H221L220 186H217V184L214 185V180H213L214 191L216 190L217 193L221 197L223 196L224 198H222V199L225 201H226V198H227L226 196L228 195V192L234 189L233 186H235L236 182H239L238 181L239 178L237 176H235L236 174L232 173L235 170L232 171L230 169ZM14 172H15V174H14ZM16 172H18V173H16ZM59 172L57 174H61ZM105 173L107 175H104ZM204 173H206V172H204ZM158 174L160 175V178L165 176L163 174L162 169L158 172ZM46 175H49V176H46ZM109 175L113 179L112 178L109 179V177H110ZM179 175H177L178 178L179 177L184 178V179L182 178L179 180L184 181L186 176H187V173L182 172ZM119 176H121V177H119ZM15 177H17V178H15ZM75 177L79 182L75 181L76 180ZM108 179L111 181V183L108 182L109 181ZM116 179L118 182L120 180L121 183L119 182L120 183L119 184L118 182H116L115 181ZM121 180L124 182H122ZM146 180L148 181V189H149L148 201L147 200H141V203L146 205L147 202H149V205L147 208H145V209H147L146 211H145V209L142 210L145 213L143 215V222L140 221V223H138L141 230L140 231L133 230V231H135V238L136 239L139 238L141 236V234L143 233V240L149 236L148 234L151 231L150 230L148 232V223L149 222H148V217L146 216L148 213V210L156 207L157 206L156 204L159 201V199L157 200L158 195L153 196L152 194L154 192L159 193L160 192V185H161V181H160L159 177H157V179L154 180L152 178V176L149 175L148 178H146ZM259 182H260V184H259L258 188L261 190L263 188V191H260L258 194L250 191L247 194L243 195L244 197L236 198V200H233L234 207L232 208L233 210L230 212V216H228L227 218H223V216H219V213H221V208L224 205L220 206V209H217L215 213L214 212L212 214L208 213L209 214V216L207 215L208 217H210L212 215L213 216L211 218H208L205 221H203L204 223L202 222L201 226H204L203 229H205V230L213 229L212 235L215 234L217 236V239H220V240H223L221 237H228L229 238V237L233 236L234 242L237 246V249L240 250L243 247V245L241 244L239 233L237 232V230L235 231L233 229V227L235 225L233 226L230 223H236L235 220H237L238 217L240 216V213L238 212L239 208H236L240 202L246 203L247 208L251 207L250 211L252 214L256 215V217H257L256 219L258 220V222L264 223V221H262V219H264V208L262 211L256 209L259 206L262 208L264 205V203H261V202H264V182H261L258 179V180H254L252 182V184L256 185ZM107 183H109V184L107 185ZM199 183H200V181H199ZM199 183H197V184L199 185ZM73 184H74L75 188L72 186ZM122 184H124V186ZM198 185L196 187H198ZM110 187H111V189H109ZM219 187L222 188L221 191H220ZM77 188H79V190L83 193H81ZM254 188H255V186H254ZM59 190H60V192H59ZM57 191L60 194H58ZM65 191H66V193H65ZM165 191H170V189H167ZM73 192H75L76 194ZM54 193H55V195L57 194L56 197H54L55 196ZM61 194L63 195V197ZM82 194H84V195H82ZM127 194L129 195L128 198H127ZM138 194H141V193L137 191L135 193V196ZM249 194H251V195H249ZM65 195H68V196H65ZM58 196L61 197L60 198V199H62L61 204L64 205L65 207L66 206L68 207L67 204H70L73 207L74 206L75 207L80 206L83 204L82 202H79L80 199L84 200V202L87 204L86 208L89 207V209H86V211H85L83 208V209H81L82 211H80V212H82L81 213L82 216H87V218H88V216H92V213L93 214L95 213V212H91V211H96L95 209H91V208H93V207H91L92 203L93 202L95 203V204L93 203V205L95 207V205H97L96 203L98 200H100V199L104 200L106 206L103 202L102 204L105 207L100 206V208H103L102 213H104L105 215L104 214H103L104 216L102 215V213H101L102 209H101L100 213L102 216H100V213H98L96 217H94V218L92 217L93 219L88 218L90 220L88 222V227L94 228L95 231H93L94 230L93 229L90 233L88 232L86 234V232L84 231L85 229H82V227L84 228L83 225H85V223L87 222L88 219L86 221H81L80 222L81 224L75 223L76 224L75 225L74 223L69 222L70 217L68 214L62 215L63 219L61 220V223H55L56 220H54V219L57 218V220H58L60 217L58 215L61 214L60 213L61 211L59 212V210H61L59 208H61V207H59V206H62V205L58 206V204H60L58 202V201H60ZM170 196H172V195L164 197L163 198L164 200H162V201L165 202L167 200H170V199H167ZM232 196H236V195H232ZM19 197H20V194L17 196V198H19ZM73 197H74V199H73ZM68 199H70L71 202H69ZM71 199H73V200H71ZM146 199H147V196H146ZM8 200H10V201H8ZM214 200H217V198L214 197ZM229 200H230V198H229ZM17 201H18V203L21 202V200H17ZM74 201H75L76 205H74L75 204ZM76 201H78V202H76ZM129 201H133V200L129 199ZM64 202L65 203L68 202V203L65 204ZM134 202H135V200H134ZM219 202H220V205L223 204L221 201H219ZM128 203H127L128 204L127 206H129L130 209H132L131 208L133 206V205H131L132 203H130V202H128ZM160 203H161V201H160ZM51 204H52V207L50 206ZM56 204L58 207H56ZM70 205H69L68 209L70 207L71 208L68 211L72 210V208H73ZM48 207H50V208H48ZM53 207H54V209H52ZM129 207H127V208H129ZM135 207L139 208V210H140V207L142 208L143 205L141 204V206L140 205L134 206L133 208H135ZM45 208L46 209L48 208L47 213L49 215L44 213V212H46ZM95 208H97V207H95ZM51 209H52V211L56 210L57 212L56 211L55 212L57 214H54L55 212H51L50 211ZM57 209H59V210H57ZM104 209L109 210V211H107V213H106V211ZM43 210H45V211H43ZM190 210H191V208L189 210L185 211L187 216H190L188 214V212ZM49 212H51V213H49ZM58 212H59V214H58ZM84 212H86V213H84ZM97 212H99V211H97ZM168 213H169L168 211H164L163 216L168 217L169 216ZM177 213H179V212H177ZM87 214H89V215H87ZM108 214H110V215L108 216ZM42 215L45 217L41 218ZM48 216H50V217L52 216V217L51 218L49 217L50 218L49 219ZM177 216H179V215H177ZM99 218L101 221L99 220ZM133 218H135V216H132V219ZM188 218L189 217L185 218L184 223H191L188 221ZM96 219L99 220V223ZM115 220H114V223H117L118 219H115ZM157 220H158L157 214L154 213L153 217L151 218V222L152 223H154V222L158 223ZM53 221H54V223H53ZM95 221L97 222L98 225L96 224ZM181 221H182V217L180 219V223H182ZM45 223H47V226H46L47 229H44V228H46ZM71 223H72V228L70 226ZM111 223H113V222H111ZM118 223H119V221H118ZM142 223H143V225H142ZM212 223L217 224V226L213 227ZM221 223H223V225H221ZM73 224L75 226H77L78 229H76L77 227L75 228V226ZM77 224H79V226ZM49 225H51L50 228H49ZM54 226H56L55 230H54ZM80 226H81V228H79ZM96 226H98V227H96ZM243 226H244V224L241 223L240 228ZM60 227H62V228H60ZM73 227H74V229H73ZM52 228H53V230H52ZM260 228H264V224ZM48 229H49V231H47ZM50 229L52 230L51 232H50ZM59 229L62 231L61 232V234H63L62 236L59 235L60 234ZM41 230H43L45 232V235L42 233L43 231H41ZM56 230H57V233H56ZM64 230L65 231L68 230V231L65 232ZM79 230L80 231L82 230V234H83V236H80V237H83L85 239L80 238L77 240V237H75V236L77 234L80 235L81 232L79 233ZM186 230L188 231L189 228L185 229V231ZM248 230H250V229H248ZM74 231H76V232H74ZM95 232H96V234H94ZM178 233H179V236H181V235H183V233H186V232H182V233L178 232ZM67 234L72 236V237H75L74 239L76 241L72 237L68 236ZM189 234L191 236L193 233L189 232ZM56 235H58V236L56 237ZM66 235L68 237H66ZM85 235L88 238L92 236L91 239H94V241H96V242H94L93 240L92 241L90 240L91 243L87 242V241H89L90 238L88 239L87 237H84ZM99 236H100V238H99ZM170 236L167 239V241H170ZM61 237H64V238H61ZM238 237H239V243L237 244L236 240H238ZM19 238H20V240L18 242H16L15 239H19ZM65 238L66 239L69 238V239L66 240ZM69 240H70V242H69ZM79 240H82L81 241L82 244L78 243ZM62 241H64L65 244ZM72 241H73V244H72ZM84 241H86V242H84ZM59 242H62V243L60 244ZM67 242H69V247H67V249H66V246H68ZM259 242H262V241L254 240L252 243H250L249 248L246 249L244 252L245 255L242 254L243 257H241V258H239L238 254L227 256V260L230 261L228 264H255V263H260V261L257 260L256 258L258 257L257 256L258 252H260L262 254L260 259L261 260L264 259V247L261 249H258V250H256L257 248L251 249L252 245L257 246ZM44 243H45L44 239H43V241L39 240V243L37 242V244L34 247L37 250V252H38V249H40V251H41V247L44 245ZM55 243H57V244H55ZM74 243H78L80 245H78V244L74 245ZM83 243H85V245ZM89 243L92 246L89 245ZM209 243L213 246H212V248H210L208 256H211L212 258L215 259V258H217V256H220L222 254L223 249L221 247L218 248L217 245L214 242H212L211 240ZM38 244H40V245H38ZM45 244L46 245L43 246L42 248L48 247L47 249H52L53 254H55L56 250L52 247V244L50 245V243L48 244V242ZM86 244L89 246L87 247ZM96 245H97V247H96ZM153 245H152V248L150 250H156L157 249V247L155 249L156 244H153ZM16 246H17L18 250H17ZM39 246H41V247L37 248ZM56 246H58V247H56ZM75 246H76V248H75ZM108 247H110V246H108ZM34 248L32 250L33 252H31V255H33L36 252V250ZM46 248L42 249V251L44 250L45 256L47 254V257L50 258L48 254H50L52 252V250L47 251ZM85 248H87V249H85ZM162 248L163 249L165 248V250L167 249L169 251V249L166 247H162ZM92 249H94V250H92ZM172 249L176 251V250H179V247L174 246V247H172ZM45 250L47 252H50V253H47ZM60 250L57 252L59 255L58 257L63 261L65 256H63L61 254ZM117 250L110 249L108 251V253L96 255L95 258L96 259L99 258V260H100L101 258H103L106 255V257H105L106 261L110 260V258L113 257L114 261H112V263L117 262V260L118 261L120 260V257L118 259L117 256L115 257V255H114V253ZM18 251L20 252L21 256L18 255L19 254ZM37 252L35 253V257L33 255L30 258V260L34 261L33 262L34 264H38L37 262H35L36 257L38 259L39 256L41 254H43L41 252L37 254ZM11 254L13 257L10 256ZM14 254H16L17 256ZM60 254H61V256H60ZM151 254L153 256H155L156 252L153 251ZM55 255H57V254H55ZM117 255H118V253H117ZM45 256H44V259L47 258ZM54 256H52V254H51V258ZM73 257H70L72 260V263H69V262H71V260H68L69 262L67 264H74L75 261H76L75 262L76 264H80V263L83 264L84 263L85 259H83L84 258L83 255H81L82 260L80 258H78L79 261L76 259H73ZM33 258H35V259L33 260ZM48 258L46 260L48 262L50 261L49 264H52V263L54 264V262L56 263L59 260V258H58V260L56 259L57 261L53 258H52L53 260L51 258H50L51 260L50 259L48 260ZM20 260H17L16 263H13V264H20V263L21 264H30V263H24ZM46 260L45 261L43 260V261L46 262ZM137 260L139 262L143 261V263H144L146 261V257H143V259L138 258ZM52 261H54V262H52ZM64 261H67V259H65ZM120 261L125 262V260H120ZM78 262H80V263H78ZM33 263H31V264H33ZM56 264H60V261H58V263H56ZM94 264H96V261L94 262ZM155 264H160L159 259L156 261Z\"/></svg>", "mask_w": 264, "mask_h": 264}]
</instances>
